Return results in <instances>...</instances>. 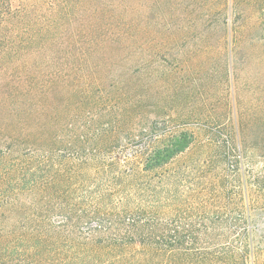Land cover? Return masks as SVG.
I'll return each mask as SVG.
<instances>
[{"label": "rangeland", "instance_id": "rangeland-1", "mask_svg": "<svg viewBox=\"0 0 264 264\" xmlns=\"http://www.w3.org/2000/svg\"><path fill=\"white\" fill-rule=\"evenodd\" d=\"M82 1L73 28L107 35L93 56L0 59V235L82 193L114 214L117 185L134 184L162 221L154 264H264V0Z\"/></svg>", "mask_w": 264, "mask_h": 264}, {"label": "trees", "instance_id": "trees-1", "mask_svg": "<svg viewBox=\"0 0 264 264\" xmlns=\"http://www.w3.org/2000/svg\"><path fill=\"white\" fill-rule=\"evenodd\" d=\"M85 4L82 0H18L17 4L14 0H0V59L93 56L92 49L98 50L107 35L100 34L95 23L88 26L79 24L73 28L79 23L78 11ZM97 33L100 35L97 36ZM86 42H91V46L83 51L82 46ZM19 68L26 72L27 66ZM24 91L29 99L33 91L32 82ZM27 98H23V102L21 100V105H27ZM26 120L28 118L19 120L20 131L27 130ZM22 136L19 133V138ZM24 139L26 142L23 145L27 144V147L22 157L26 161H19L21 165L29 162L35 153L31 134H26ZM176 154L166 157L157 154L147 158L143 171L162 168ZM127 172L128 176L135 177L133 169ZM7 174L10 175V172ZM136 178L141 180V177ZM124 186L119 183L114 191V200L118 196L114 202V214L103 213L104 207L100 202L91 205L93 209H87L84 193L66 206L39 204L36 212L44 214L33 220L37 223L36 230L22 235H0V264L159 263L164 252V239L155 234L161 232L162 221L144 207L145 189H136L134 195L138 198H133L130 194L135 185L130 186L132 190L129 194ZM3 207L4 202H0V209ZM56 208L62 215L65 213L63 222L50 221L48 215H52ZM109 216H113L114 221ZM90 224L93 227L86 229L85 226ZM112 227L114 237L104 238ZM171 239V246H174V236ZM150 253L156 261L149 258Z\"/></svg>", "mask_w": 264, "mask_h": 264}]
</instances>
